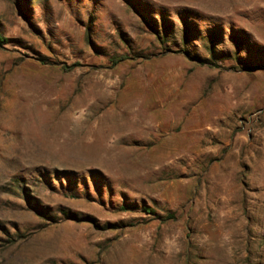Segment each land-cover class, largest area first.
Returning <instances> with one entry per match:
<instances>
[{"label":"rangeland","instance_id":"rangeland-1","mask_svg":"<svg viewBox=\"0 0 264 264\" xmlns=\"http://www.w3.org/2000/svg\"><path fill=\"white\" fill-rule=\"evenodd\" d=\"M0 34V264H264V0H0Z\"/></svg>","mask_w":264,"mask_h":264},{"label":"trees","instance_id":"trees-1","mask_svg":"<svg viewBox=\"0 0 264 264\" xmlns=\"http://www.w3.org/2000/svg\"><path fill=\"white\" fill-rule=\"evenodd\" d=\"M7 39L6 38H4V37H2L1 36V34H0V42H4V41H6ZM174 52H176V53H180V54H183V55H185L187 58H189V59H192V60H195V61H198V62H201V63H203V64H207V62L204 60V59H202L201 57H199V56H196V55H192L191 54V52L189 51V50H187V49H178V50H175ZM126 59H128V57L127 56H119V57H115L114 59H113V64H118V63H120V62H123V61H125ZM261 67H264V66H254V67H252V66H246V67H242L240 70H243V71H253V70H257V69H259V68H261ZM123 210L124 211H126L127 209H124L123 208ZM150 212H152L153 213V210H149Z\"/></svg>","mask_w":264,"mask_h":264}]
</instances>
